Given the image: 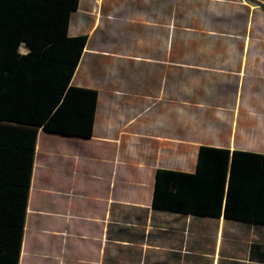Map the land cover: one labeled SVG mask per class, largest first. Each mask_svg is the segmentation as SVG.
<instances>
[{"label":"crops","instance_id":"1","mask_svg":"<svg viewBox=\"0 0 264 264\" xmlns=\"http://www.w3.org/2000/svg\"><path fill=\"white\" fill-rule=\"evenodd\" d=\"M68 35L93 134L39 130L19 264H264V226L153 207L157 172L196 175L202 148L264 157V0H79Z\"/></svg>","mask_w":264,"mask_h":264},{"label":"trees","instance_id":"2","mask_svg":"<svg viewBox=\"0 0 264 264\" xmlns=\"http://www.w3.org/2000/svg\"><path fill=\"white\" fill-rule=\"evenodd\" d=\"M78 7L0 0V264L20 263L39 130L93 134L98 92L71 86L87 44L68 35ZM262 160L202 148L196 175L157 172L153 207L264 226V170L255 168Z\"/></svg>","mask_w":264,"mask_h":264},{"label":"rangeland","instance_id":"3","mask_svg":"<svg viewBox=\"0 0 264 264\" xmlns=\"http://www.w3.org/2000/svg\"><path fill=\"white\" fill-rule=\"evenodd\" d=\"M21 53L25 54L27 52V49L23 46L21 47ZM167 235L164 237V234H159L157 235V237L159 238L158 241L161 242V244L163 246H166L168 245L169 243V240L171 239L172 236H174L173 233H166ZM133 237H131V240L133 241H136V237L137 235H132ZM156 235L154 234H151L150 236L147 235V238L149 239L146 243H149V244H154V238H155ZM194 237H195V241L198 240L197 244H196V251L195 253H197L198 256H202V255H208V256H211L213 253H214V245H215V235L213 233H208V232H195L194 233ZM156 241V240H155ZM158 243V242H157ZM135 247V246H134ZM135 249V248H133ZM148 251L150 250H147L146 251V254L148 253ZM130 254L133 256V255H136V251L130 249L129 250ZM150 253H152V251H150ZM167 255L169 254V252H163V256L164 255Z\"/></svg>","mask_w":264,"mask_h":264}]
</instances>
